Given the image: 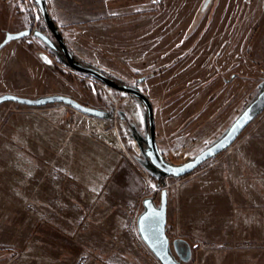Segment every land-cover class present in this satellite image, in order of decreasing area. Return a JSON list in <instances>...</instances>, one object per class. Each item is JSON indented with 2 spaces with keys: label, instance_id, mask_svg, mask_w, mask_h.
<instances>
[{
  "label": "rangeland",
  "instance_id": "374dc122",
  "mask_svg": "<svg viewBox=\"0 0 264 264\" xmlns=\"http://www.w3.org/2000/svg\"><path fill=\"white\" fill-rule=\"evenodd\" d=\"M45 5L74 62L148 98L155 141L170 164H183L217 142L264 89L263 0H45ZM27 29L50 35L34 1L0 0V44L6 33ZM58 91L107 113L105 127L119 138V153L131 163L132 175L119 181L118 169H93L86 155L60 171L38 121L46 119L49 107L67 110L70 122V114L79 111L61 103L2 104L0 264H160L138 236L137 217L144 200L159 205L162 190L170 197L169 251L180 264L227 262L208 223L223 215L228 199H212L217 207L210 208L211 191L258 187L243 194L252 209L244 203L234 207L264 219V109L225 153L177 179L162 176L146 156L147 118L140 100L68 68L60 53L32 35L0 47V96L31 94L34 100ZM257 237L243 244L254 255L253 261L244 258L249 264H264V227ZM178 238L195 245L185 260L174 250Z\"/></svg>",
  "mask_w": 264,
  "mask_h": 264
},
{
  "label": "crops",
  "instance_id": "0c3cea01",
  "mask_svg": "<svg viewBox=\"0 0 264 264\" xmlns=\"http://www.w3.org/2000/svg\"><path fill=\"white\" fill-rule=\"evenodd\" d=\"M5 94L14 95L12 93H1V95ZM62 94L64 93L61 91L42 93L40 97L36 98ZM15 96H17V94ZM18 96L33 99V95L31 94ZM4 103L14 105L13 108H17L20 105L13 102H3L0 106ZM20 106L23 108L44 107ZM44 111L47 113L46 119L38 121V128L43 131V141L46 142L45 145H49L47 151L55 156V159H59L60 171H68L76 162L79 163L80 161H83L85 159L84 155H86V159L91 161L89 167L91 166L93 169L101 168L105 170V173H108V170H113L114 168L118 169L119 181L123 180L122 178H124L127 173L128 176L132 175L131 163L126 162L123 156L119 153V138L114 133L113 128L105 127V119L92 117L81 112H75L70 114V117L73 120L70 122L67 110H62L60 107H49ZM101 159H103V161ZM88 174H90V172ZM124 186L129 187V184L125 181ZM239 186L238 189L237 186L232 188L226 187L225 190L221 187L214 192L211 191L209 194L210 208L217 207V204H212V199H228L226 207H224L221 212L223 215L210 219V222L208 223V228L211 230L212 235H214L215 240L220 242L219 254L222 259L225 257L227 258L226 264H249L251 260L253 261V253L250 254V250L245 248L243 244L245 241H258L257 236L259 235V231L264 227V219L255 217L253 211L251 212V215L245 216L244 212L240 213L238 212V208L234 207L236 203H244L248 208L252 209L254 203L249 202L251 198L249 196H246L245 198L243 194L259 192V188L255 187L246 189L242 187L243 185ZM96 187L98 190L100 183H98ZM217 192L218 194H216ZM222 193H225V197L216 196ZM169 202L170 197L167 194L165 229L167 227V208ZM225 208L226 211L224 210ZM173 246L180 260H185L188 256V252L191 251V248L195 247V245H190V242L186 238H178ZM213 255H215V253H213ZM248 256H251L252 259L245 261L244 258ZM239 257L241 258L240 260Z\"/></svg>",
  "mask_w": 264,
  "mask_h": 264
},
{
  "label": "water",
  "instance_id": "95a60500",
  "mask_svg": "<svg viewBox=\"0 0 264 264\" xmlns=\"http://www.w3.org/2000/svg\"><path fill=\"white\" fill-rule=\"evenodd\" d=\"M37 5L42 21L46 29L55 38L57 45L59 46L61 53L67 66L83 75H87L95 81L125 94H129L135 99H138L145 106L147 129L146 136V156L150 163L165 177L182 178L191 174L205 161L219 155L221 152L231 146L238 136L244 131V129L258 116V114L264 109V89L259 93L256 99L243 111V113L236 119L228 132L220 138L217 142L203 150L196 157L186 161L180 165H173L168 163L160 154L156 141H155V123L153 118L152 106L148 98L139 90L130 86H119L114 80L100 71H97L91 67L82 66L72 60V55L65 46L62 39L59 38L58 31L53 27L52 20L48 14L45 0H33ZM24 33V35H21ZM30 34L29 30H23L17 33H6L4 41L0 44V47L6 43L18 40L26 37ZM14 37L8 39V37ZM33 36L39 38L42 42L49 47H53L52 42L42 33L33 32ZM42 61L46 62L45 56H42ZM3 102H13L24 106H43L53 103H61L67 105L83 114L105 119L107 113L101 110L93 109L77 103L75 100L60 96L53 95L47 97H41L39 99H27L20 98L15 95L5 94L0 96V104ZM166 204L167 194L165 190L160 192L159 205L155 206L153 201L146 199L143 201L144 211L139 215L137 219V231L145 246L153 254L160 264H179L170 254L169 242L165 233L166 226Z\"/></svg>",
  "mask_w": 264,
  "mask_h": 264
},
{
  "label": "flooded vegetation",
  "instance_id": "af4514ba",
  "mask_svg": "<svg viewBox=\"0 0 264 264\" xmlns=\"http://www.w3.org/2000/svg\"><path fill=\"white\" fill-rule=\"evenodd\" d=\"M263 8H264V0H263ZM27 30H29L30 31V34L28 35V36H33V31L31 32V30L30 29H27ZM40 33H42L43 34V32H40ZM43 35H45V34H43ZM28 36H26V37H28ZM51 42H52V44H53V47H49L47 44H45L44 42V44L46 45V46H48L49 48H50V50H52V51H57L58 53H60V55L62 56V58H63V63H64V65H67L66 64V62H65V60H64V57H63V55H62V53H61V50H60V48H59V46L57 45V42H56V40H55V38L51 35V33H50V35L49 36H47V35H45ZM37 38V37H36ZM39 39V38H38ZM40 40V39H39ZM139 81H141V80H139ZM115 82V81H114ZM116 83V82H115ZM117 85H119V86H123V85H120V84H118V83H116ZM127 86V85H126ZM131 87V86H130ZM136 89V88H135ZM138 90V89H137Z\"/></svg>",
  "mask_w": 264,
  "mask_h": 264
},
{
  "label": "trees",
  "instance_id": "16d2710c",
  "mask_svg": "<svg viewBox=\"0 0 264 264\" xmlns=\"http://www.w3.org/2000/svg\"><path fill=\"white\" fill-rule=\"evenodd\" d=\"M66 66H67V65H66ZM67 67H68V66H67ZM68 68H69V67H68ZM200 166H201V165H200ZM200 166H199V167H200ZM199 167H198V168H199ZM198 168H197V169H198ZM194 171H195V170H194ZM194 171H193V172H194ZM193 172H192V173H193ZM189 175H190V174H189ZM189 175H186V176H184V177H182V178L188 177ZM162 176H163V175H162ZM164 177H165V176H164ZM179 179H181V178H179ZM156 186H157V187H162L163 185L160 184V183H158V182H156ZM138 236H139V234H138ZM139 237H140V236H139Z\"/></svg>",
  "mask_w": 264,
  "mask_h": 264
},
{
  "label": "snow or ice",
  "instance_id": "6c2138e0",
  "mask_svg": "<svg viewBox=\"0 0 264 264\" xmlns=\"http://www.w3.org/2000/svg\"><path fill=\"white\" fill-rule=\"evenodd\" d=\"M21 35H24V33H21ZM14 37L9 36L8 39H13Z\"/></svg>",
  "mask_w": 264,
  "mask_h": 264
}]
</instances>
